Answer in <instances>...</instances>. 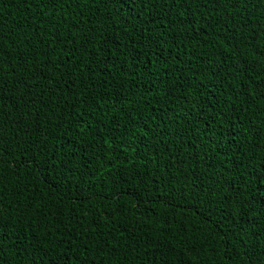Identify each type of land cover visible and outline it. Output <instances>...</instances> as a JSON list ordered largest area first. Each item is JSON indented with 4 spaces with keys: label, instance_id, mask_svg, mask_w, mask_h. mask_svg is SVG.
<instances>
[{
    "label": "trees",
    "instance_id": "1",
    "mask_svg": "<svg viewBox=\"0 0 264 264\" xmlns=\"http://www.w3.org/2000/svg\"><path fill=\"white\" fill-rule=\"evenodd\" d=\"M0 264H264V0H0Z\"/></svg>",
    "mask_w": 264,
    "mask_h": 264
}]
</instances>
